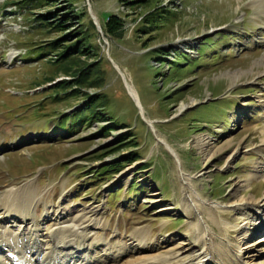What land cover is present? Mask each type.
Instances as JSON below:
<instances>
[{
	"label": "rangeland",
	"instance_id": "rangeland-1",
	"mask_svg": "<svg viewBox=\"0 0 264 264\" xmlns=\"http://www.w3.org/2000/svg\"><path fill=\"white\" fill-rule=\"evenodd\" d=\"M18 1L0 0L1 202L10 188L12 201L34 192L46 227L86 212L102 223L99 236L124 242L122 263L200 249L182 174L211 208L202 211L219 244L211 264L227 262L226 241L239 248L264 234L236 206L264 198V0ZM52 11L42 21L62 30L36 20ZM156 11L168 18L147 25ZM109 14L121 30L105 36ZM85 33L79 62L91 71L79 79L76 66L55 61ZM88 95L98 101L89 120L79 114Z\"/></svg>",
	"mask_w": 264,
	"mask_h": 264
},
{
	"label": "bare ground",
	"instance_id": "bare-ground-1",
	"mask_svg": "<svg viewBox=\"0 0 264 264\" xmlns=\"http://www.w3.org/2000/svg\"><path fill=\"white\" fill-rule=\"evenodd\" d=\"M259 6L260 13L264 15V1ZM128 90L136 99L134 91L129 86ZM262 133L264 143V127ZM180 178L181 181L184 179L186 184L185 214L191 211L196 213L198 226L193 229L195 243L202 244L198 250H194V247L176 246L179 249L175 252L166 250L153 255L142 253L130 261L119 263V258L126 251V245L120 241L112 243L111 239L104 235L99 236L98 232L103 230L100 221L91 219L86 212H81L68 219L57 215L53 218L54 223L46 227L43 224L46 212L42 215V220L36 216L35 208L39 197L34 195V192L33 195L25 194L21 197L17 194L12 201L18 189L10 188L3 195L4 201L3 198L2 202L0 201V264H211L214 262L219 244L216 241L217 235L202 217L203 209L210 211L211 208L191 191L189 177L181 174ZM236 206L253 212V217L248 222L253 232L264 230V198L258 202L240 201ZM258 211L260 218L256 217ZM137 232H134L136 238L139 236ZM131 243L135 245L133 248H137V252L147 249L146 244L140 239L138 241L133 239ZM228 245L230 243L226 241L224 257L227 262L215 264H264V234L244 244L243 248L239 247L242 249L235 244ZM96 246L102 247L92 258L90 250ZM103 256L109 257L108 260ZM59 259L60 263L57 261Z\"/></svg>",
	"mask_w": 264,
	"mask_h": 264
},
{
	"label": "trees",
	"instance_id": "trees-1",
	"mask_svg": "<svg viewBox=\"0 0 264 264\" xmlns=\"http://www.w3.org/2000/svg\"><path fill=\"white\" fill-rule=\"evenodd\" d=\"M50 1H55V0H21V1L15 2V3H17L19 5V7H22L23 5L27 6V5H31V4H34V3L36 5H38V4L42 3V2H44L45 4H43V5L47 6V5L50 4ZM51 13H53V11L45 13V14L38 15L36 20L38 21V23L41 26L44 25L45 27H48V28H53V27L54 28H58L60 26V28H58V29L62 30L61 23L54 22V24H53V21L55 19L54 20H49V21L48 20L47 21H42L43 18H46L45 16L50 15ZM26 15L28 17H30V15H32V14H26ZM166 18H168L167 15H162L161 13H159L157 11L156 12H150L146 16L144 22L147 25H151V24L154 25L155 23H157L158 20H165ZM60 22H61V20H60ZM55 23H56V25H55ZM120 30H121V18L117 17L114 14H109L108 16H106L105 22H104V25H103L104 35L108 36V35H111V34L112 35L113 34H117ZM88 37H89V34L85 33V35H83L82 38L80 39V40H82V43L80 45L78 44V42L80 40H78L77 42H74L73 44H71L69 46L63 47V48H67V50L64 53L60 52L58 54L59 58H57V61H55L56 64H58L59 61H61V64L62 63H66L64 65V69H68V68H70L72 66L73 67L76 66L77 73H76V70H75V73L78 75L79 79H81V78H83V79L89 78L86 75L90 74V71H91V69L88 66V64H84V65L80 64L79 60L81 58L78 55L79 52L83 53V51H84L83 49H85V48H87V51H90V48H89V45H88V43H89L88 42ZM71 49H74V50L72 52H69V50H71ZM74 52L76 53L75 55H73ZM67 54H70V56H68ZM83 54H85V53H83ZM179 62H181V61H179ZM97 70H98L97 67L95 69H93V71H92L93 75L91 77V82L90 83H94V84L100 83L101 80H99L100 78L98 76L99 74H98ZM66 71H69V70H66ZM95 97L96 96L88 95V97L86 98V100L84 102V105H85L84 111H85V113H84V111L82 113L81 112L79 113L81 115L82 119H85L87 117V119L89 120V119L92 118V116H93V118L98 116V114H97L98 112L96 110H94V109L91 110L90 109L92 104L97 101V98H95ZM77 122H80V121L78 120ZM77 122L72 120L71 126H74V127L77 126L78 125ZM109 167H112V166H108V167H105V168H109ZM105 168H102V169L105 170ZM111 169H113V168H111ZM115 169H117V168L115 167Z\"/></svg>",
	"mask_w": 264,
	"mask_h": 264
}]
</instances>
